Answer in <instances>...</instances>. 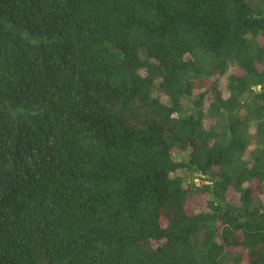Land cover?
I'll return each instance as SVG.
<instances>
[{
    "label": "trees",
    "instance_id": "trees-1",
    "mask_svg": "<svg viewBox=\"0 0 264 264\" xmlns=\"http://www.w3.org/2000/svg\"><path fill=\"white\" fill-rule=\"evenodd\" d=\"M234 248L264 264V0H0V264Z\"/></svg>",
    "mask_w": 264,
    "mask_h": 264
},
{
    "label": "rangeland",
    "instance_id": "rangeland-1",
    "mask_svg": "<svg viewBox=\"0 0 264 264\" xmlns=\"http://www.w3.org/2000/svg\"><path fill=\"white\" fill-rule=\"evenodd\" d=\"M234 71L233 66H229V68L227 69V71L222 74V75H212V79L211 80H216L217 81V85L219 90L222 92L223 95H227V83H228V77L230 76V74ZM202 91V90H201ZM196 92V91H194ZM211 95L210 93H207L204 101H203V107L202 109L205 110V108L207 107L209 101H210ZM162 100H165V97L161 98ZM205 125L206 122L204 121ZM187 157L188 156V152H183L177 156H175L176 159H179L180 157ZM177 175H179L181 178H183V182L185 186L188 187H199L202 184H206L209 182L210 177H211V173H201L200 171H193V172H189V171H185V170H180L176 172ZM228 199L232 202V203H236L237 202V195L235 193H228ZM202 200L201 199H195L193 200V202L189 205L190 209L192 210L195 206L201 204ZM240 251L239 248H234L231 250V254H229L227 256V260L224 264H233L231 263V259L230 256L232 254H235L236 252Z\"/></svg>",
    "mask_w": 264,
    "mask_h": 264
}]
</instances>
